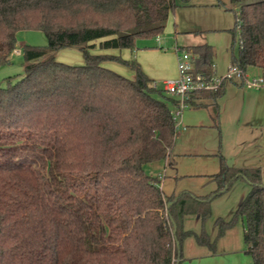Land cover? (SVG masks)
I'll return each instance as SVG.
<instances>
[{"label": "trees", "instance_id": "16d2710c", "mask_svg": "<svg viewBox=\"0 0 264 264\" xmlns=\"http://www.w3.org/2000/svg\"><path fill=\"white\" fill-rule=\"evenodd\" d=\"M231 2L240 42L232 65L245 75L264 72V0ZM178 7V0H0V67L20 31L48 39L47 47H24V78L0 88V264H180L192 236L216 252V241L186 230L185 218L207 220L211 201L241 178L252 186L237 212L247 254L264 264L262 169L222 159L215 192L167 197L146 165L173 160L178 102L137 61L91 53L133 51L138 40L164 33ZM64 49L82 51L85 64L58 62L54 54ZM185 49L197 56L196 72L215 75L213 46ZM109 61L135 79L105 67ZM223 90L196 93L191 106ZM217 226L222 238L233 222Z\"/></svg>", "mask_w": 264, "mask_h": 264}, {"label": "rangeland", "instance_id": "374dc122", "mask_svg": "<svg viewBox=\"0 0 264 264\" xmlns=\"http://www.w3.org/2000/svg\"><path fill=\"white\" fill-rule=\"evenodd\" d=\"M178 4L179 7L171 14L164 33L138 40L136 48L131 50L132 52L129 51L133 57L128 60L138 61L141 64L136 57L137 53L141 52L149 74L142 64L141 66L152 83L177 79L176 49L187 51L185 48H188L196 34L185 32L198 26L203 33L197 35L214 48L215 76H224L232 64V49L235 56L239 55V36L234 38L232 34L237 8L231 0H178ZM16 37V50L11 55L9 63L0 67V88L7 87L9 82L16 83L24 78L25 46H48V39L42 31L24 30L17 33ZM112 51L116 50L103 51L95 48L91 53L112 55ZM54 57L58 62L66 65L83 66L85 64L84 54L79 49L60 50L54 54ZM105 65L117 67L120 70L117 73L125 78L131 80L135 77V72L128 66L111 61ZM247 76L252 81L263 77L264 72L263 69L254 67L249 69ZM158 88L162 90L163 86L159 85ZM225 89L226 92L218 100L219 110L215 109L211 101L208 107L187 108L180 117H177L178 137L173 154L177 157L176 169L181 179L176 183L195 193L201 192L205 196L218 189L217 183L211 182L209 177L220 172L222 159L230 167H260L264 183V86L244 89L240 88V84L237 86L234 82H227ZM171 97L173 98L166 94V99ZM167 102L170 104L169 100ZM173 159L172 162H175V158ZM165 168L164 163L149 164L146 165V172L154 177L166 172L167 175L172 174L171 169L165 170ZM183 176L189 177L183 178ZM159 178L162 183V177ZM251 192L252 186L245 179H238L228 191L211 201V216L207 220L203 221L196 215L186 218V227L190 231L198 236H202L205 232L211 243L216 241L217 251L221 248L226 250V254L218 264H221L220 261L222 264H253V259L247 254L244 239L245 219L237 213L240 204ZM219 219L233 222L232 228L222 238H217ZM190 241L195 243L193 251L212 253L211 248L200 246L197 239L187 238L183 243L184 259L190 258L187 249ZM188 263L184 261L181 264ZM208 263L203 260V264ZM191 264L199 263L194 261Z\"/></svg>", "mask_w": 264, "mask_h": 264}, {"label": "built area", "instance_id": "2783aa9c", "mask_svg": "<svg viewBox=\"0 0 264 264\" xmlns=\"http://www.w3.org/2000/svg\"><path fill=\"white\" fill-rule=\"evenodd\" d=\"M178 78L166 80L163 82V90L165 93L173 96L178 102L174 108V116L180 117L183 111L191 105L193 96L199 92H216L221 86L227 82H234L242 85L247 89L261 88L264 86V76L250 81L247 75L237 65H231L227 73L222 77H207L204 73L196 72L197 56L176 49ZM154 87H157L154 84ZM158 88V87H157Z\"/></svg>", "mask_w": 264, "mask_h": 264}, {"label": "crops", "instance_id": "0c3cea01", "mask_svg": "<svg viewBox=\"0 0 264 264\" xmlns=\"http://www.w3.org/2000/svg\"><path fill=\"white\" fill-rule=\"evenodd\" d=\"M184 7H187V6H185L184 5ZM185 33H188V34H196V35H194V37H193V41H191V43H189V46L188 47H196V46H202V45H206V40H204L203 38H201L200 37V35H197L198 33H203L201 30H199V27L198 26H194L192 29H191V31H186ZM96 44H98V42H96ZM207 45H209V44H207ZM212 46V45H211ZM129 51H131V50H128V51H126V50H116V51H112L111 53H112V55H114V56H117V55H119L120 57H122L124 60H127V61H129L128 59H130L131 57H133V54L131 53L130 54V52ZM132 52V51H131ZM136 57L138 58V60L141 62V64H142V66H143V68H144V70H146V72H147V69H146V67H145V64H144V62H143V54L141 53V52H138L137 53V55H136ZM138 62V61H137ZM232 62V61H231ZM139 63V62H138ZM140 64V63H139ZM140 64V65H141ZM232 65V64H231ZM106 66V65H105ZM141 66V67H142ZM107 68H109V69H113L114 71H118V72H120V70L117 68V67H112V66H106ZM142 68V69H143ZM148 73V72H147ZM149 74V73H148ZM248 77V76H247ZM133 79H135V77L133 78ZM133 79H131V80H133ZM249 79V78H248ZM153 81V80H152ZM164 81H166V80H163L161 83H158V82H155V83H153V85L154 84H156L157 85V87L159 86V85H163V82ZM237 86H239V84H236ZM225 87H226V83L224 84V92H223V94L221 95V97L224 95V93L226 92V89H225ZM240 88H244L242 85H240ZM245 89V88H244ZM221 97H219L218 99H216V100H211V99H201V100H196V102H197V104H203V105H205L204 107H208L209 106V102H213L214 103V106H215V109H218L219 110V105H218V100L221 98ZM172 98V97H171ZM173 99H175V98H173ZM204 107H202V108H204ZM189 109L190 108H192V109H197L198 107H195V106H189L188 107ZM187 109V108H186ZM183 120V119H182ZM183 122V121H182ZM178 137V136H177ZM177 139V138H176ZM174 158H175V162H172L173 160H169V161H166V162H163L164 164H165V170L166 169H171V172H172V174H170V175H167V172L166 173H164V174H161V175H159V176H157V177H162L161 179H162V183H161V188H162V190H163V192H164V194L167 196V197H171L173 194H176V195H178V194H181V193H183V191L184 192H191V193H194L196 196H199V197H204L205 195H203V194H201V192H194V191H192V190H187L186 189V187H181V186H179V184L178 183H176L177 181H179V179H181L179 176H178V170L176 169V167H177V162H176V159H177V157L176 156H174ZM216 175V174H215ZM214 175H211L209 178H210V181L211 182H213L212 181V177H213ZM186 177H189V176H183V178H186ZM175 180V181H169V180ZM167 182H169V184L167 183ZM167 185V188H165V186ZM187 217H189V216H187ZM186 217V218H187ZM186 218H185V222H184V226H185V229L186 230H189L187 227H186ZM189 238H195L196 239V237L195 236H192V237H189ZM222 241V240H221ZM223 242V241H222ZM194 241H190L189 243H188V255H189V257L190 258H186V259H184L183 258V253H184V247L182 248V259H180L179 260V263L181 264V263H183L184 261H187V263L188 262H190V263H188V264H191V263H193L194 261H197L199 264H203V260H206L207 261V263L208 264H213V262H216V264H218V262H219V260H222L223 259V255H225L226 254V250H222V248L221 249H219L218 251L216 250V252H203L202 253V251H193L194 250ZM203 247V246H202ZM202 247H200V248H202ZM203 248H205V247H203ZM193 254H195V255H193ZM220 263L222 264V261H220Z\"/></svg>", "mask_w": 264, "mask_h": 264}, {"label": "water", "instance_id": "95a60500", "mask_svg": "<svg viewBox=\"0 0 264 264\" xmlns=\"http://www.w3.org/2000/svg\"><path fill=\"white\" fill-rule=\"evenodd\" d=\"M171 206V204L168 205V208ZM176 233V228L174 229V234Z\"/></svg>", "mask_w": 264, "mask_h": 264}]
</instances>
